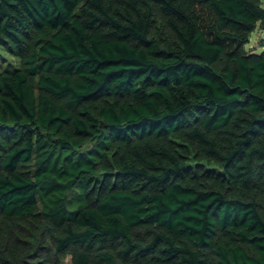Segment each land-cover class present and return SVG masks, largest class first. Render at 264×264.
<instances>
[{
	"label": "trees",
	"instance_id": "obj_1",
	"mask_svg": "<svg viewBox=\"0 0 264 264\" xmlns=\"http://www.w3.org/2000/svg\"><path fill=\"white\" fill-rule=\"evenodd\" d=\"M259 23L264 0H0V264H264Z\"/></svg>",
	"mask_w": 264,
	"mask_h": 264
},
{
	"label": "rangeland",
	"instance_id": "obj_2",
	"mask_svg": "<svg viewBox=\"0 0 264 264\" xmlns=\"http://www.w3.org/2000/svg\"><path fill=\"white\" fill-rule=\"evenodd\" d=\"M116 4V3H115ZM154 34L162 41H164L166 38L168 39V35L166 32V29L164 27L163 22L161 19L155 21V25L153 28ZM245 50L247 52H262L264 51V24L259 23L256 27V29L251 33L249 42L244 46ZM22 65V61L20 57H18L16 54L11 52L7 47L0 46V70L3 69H15L19 68ZM37 94L39 95L41 93V89L39 88L37 84V79L33 83ZM91 105V108L94 110L95 103H89ZM172 140H175V142L179 143V152L181 156L189 161V162H198L200 161L196 157V151L191 147L190 145H184V143H181L179 139L175 136H171ZM177 144V143H176ZM96 143L94 141H90L86 143V146L84 147V150H89L94 148ZM108 158H111V153H107ZM198 160V161H196ZM71 253L67 252L62 255H60V262L62 264H72L71 261Z\"/></svg>",
	"mask_w": 264,
	"mask_h": 264
}]
</instances>
